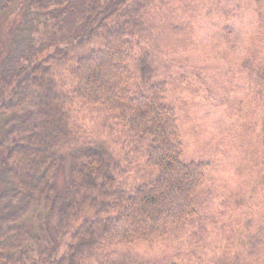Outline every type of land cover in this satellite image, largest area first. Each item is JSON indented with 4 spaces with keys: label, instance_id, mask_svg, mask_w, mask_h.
I'll use <instances>...</instances> for the list:
<instances>
[{
    "label": "trees",
    "instance_id": "obj_1",
    "mask_svg": "<svg viewBox=\"0 0 264 264\" xmlns=\"http://www.w3.org/2000/svg\"><path fill=\"white\" fill-rule=\"evenodd\" d=\"M152 1H32L45 30L53 34L36 42L31 30L17 31L0 61V264H117L110 259L111 246L155 243L190 226L198 215L207 163L183 159L178 111L166 102L167 82L146 90L134 83L139 57L135 47L132 53L131 39L144 32ZM238 6L244 8L245 0ZM6 7L0 0V15ZM254 10L260 29L251 37L240 70L253 80L255 96L236 101L238 114L227 109L231 118L243 115L252 100L261 98L264 106V0H257ZM67 46L90 48L67 67L73 80L69 93L52 71L53 60L63 57ZM76 101L104 108L132 136L148 141L146 162L158 176L128 190L120 182V162L106 148L85 144L71 153L72 145L82 144ZM262 128L258 167L264 188V115ZM64 166L63 191L57 179ZM41 209L48 212V226ZM31 214L39 233L27 225ZM250 232L245 250L225 254L222 264H251L256 254L264 257V234ZM67 237L71 243L60 255Z\"/></svg>",
    "mask_w": 264,
    "mask_h": 264
},
{
    "label": "rangeland",
    "instance_id": "obj_2",
    "mask_svg": "<svg viewBox=\"0 0 264 264\" xmlns=\"http://www.w3.org/2000/svg\"><path fill=\"white\" fill-rule=\"evenodd\" d=\"M32 1L6 0L0 15V61L21 29L31 30L36 42L52 36L44 28V17L35 14L38 9ZM239 2L222 0L220 7L218 0H153L146 8L144 32L131 39L132 53L135 47L139 57L134 83L146 90L152 83L167 82L166 102L178 111L183 159L206 162L207 169L193 223L152 244L111 246L108 251L114 255L110 259L117 264H222L225 254L238 256L245 250L250 231L264 234V188L259 184L258 167L264 106L261 98L252 100L253 105L245 106V113L234 118L227 110L238 114L236 101L255 96L253 80L240 69L251 37L260 29L254 10L257 0H245L244 8ZM89 49L67 46L63 57L53 60L54 78L64 92L69 93L73 84L67 67L77 54ZM180 76L187 80L179 83ZM73 111L82 144L72 145L71 153L85 144L106 148L120 162V182L128 190L158 176V170L146 162L148 141L132 136L102 107L76 101ZM67 170L62 167L57 179L63 191ZM38 213L47 225L48 212L41 209ZM26 222L33 233H39L35 215ZM70 243L67 237L60 255ZM250 263L264 264L263 255L256 254Z\"/></svg>",
    "mask_w": 264,
    "mask_h": 264
}]
</instances>
